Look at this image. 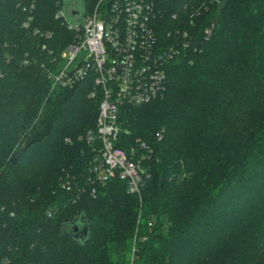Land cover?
Wrapping results in <instances>:
<instances>
[{
	"label": "trees",
	"instance_id": "trees-1",
	"mask_svg": "<svg viewBox=\"0 0 264 264\" xmlns=\"http://www.w3.org/2000/svg\"><path fill=\"white\" fill-rule=\"evenodd\" d=\"M66 1L0 0V264H264V0H152L180 44L162 94L119 111L139 194L93 168L90 78L50 86Z\"/></svg>",
	"mask_w": 264,
	"mask_h": 264
},
{
	"label": "built area",
	"instance_id": "built-area-1",
	"mask_svg": "<svg viewBox=\"0 0 264 264\" xmlns=\"http://www.w3.org/2000/svg\"><path fill=\"white\" fill-rule=\"evenodd\" d=\"M84 1L78 23L67 19L62 7L56 12L74 30V40L62 51L59 68L47 76L51 88L70 87L90 78L89 95L98 99L95 128L85 136L88 143L95 141L92 148L99 155L93 159V168L102 180L115 175L124 178L127 190L139 194L147 175L141 161L144 156L132 146L128 150L118 146L119 111L124 105L143 104L162 94L163 64L179 53L180 42L159 46L152 25V0ZM184 38L181 42L188 43Z\"/></svg>",
	"mask_w": 264,
	"mask_h": 264
},
{
	"label": "water",
	"instance_id": "water-1",
	"mask_svg": "<svg viewBox=\"0 0 264 264\" xmlns=\"http://www.w3.org/2000/svg\"><path fill=\"white\" fill-rule=\"evenodd\" d=\"M63 11L67 19L73 23H78L81 20V16L84 11V7L81 0H67L64 3ZM74 230L80 232V236L87 234V226L82 224L80 226L75 225Z\"/></svg>",
	"mask_w": 264,
	"mask_h": 264
},
{
	"label": "rangeland",
	"instance_id": "rangeland-1",
	"mask_svg": "<svg viewBox=\"0 0 264 264\" xmlns=\"http://www.w3.org/2000/svg\"><path fill=\"white\" fill-rule=\"evenodd\" d=\"M93 0H86L87 3H91Z\"/></svg>",
	"mask_w": 264,
	"mask_h": 264
}]
</instances>
